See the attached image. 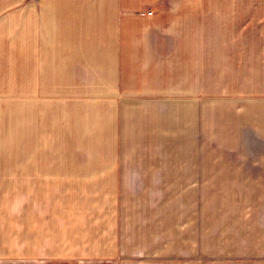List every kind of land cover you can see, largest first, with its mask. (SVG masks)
Listing matches in <instances>:
<instances>
[{"label": "crops", "instance_id": "obj_1", "mask_svg": "<svg viewBox=\"0 0 264 264\" xmlns=\"http://www.w3.org/2000/svg\"><path fill=\"white\" fill-rule=\"evenodd\" d=\"M263 27L264 0H0V264H264V108L215 110L264 105Z\"/></svg>", "mask_w": 264, "mask_h": 264}, {"label": "rangeland", "instance_id": "obj_2", "mask_svg": "<svg viewBox=\"0 0 264 264\" xmlns=\"http://www.w3.org/2000/svg\"><path fill=\"white\" fill-rule=\"evenodd\" d=\"M239 26L242 27L243 25H239ZM244 26H247V25H244ZM250 27H251L252 35H257L258 32L262 31V30H260V25L252 24V25H250ZM259 103H260L259 100H247V102L242 104L243 106L242 105L238 106L239 104H235V103L226 104V105H222L221 104L218 107H216L215 110L218 111V112H221V111L224 112V113L226 112L225 114L229 113L230 116H231V117L229 116L230 119L223 120V124L222 125H224L225 127L227 126L230 129H235V128H238V122L236 120L235 123H234V121L231 118H232V116H235V114H237L235 112L241 110L240 107H242V108H244L246 110V112H248L250 114V121H249L250 122V126H251L252 129H255L257 127L260 128L261 124H263V121L258 116V113L260 112V107L262 106L264 108V105L263 104H259ZM255 118H256V120H255ZM233 123H234V125H233ZM244 123L248 124L247 121H244ZM243 139H244L243 140L244 143H246V138H243ZM235 140H236L235 142L237 143L238 142L237 141L238 137H236ZM250 143L252 145L256 144L255 147L256 146H261V147L264 146V142L262 140L258 142L257 140L254 139V136L253 137L251 136ZM251 158L264 159V153L260 152V154H259V152H254V153H252Z\"/></svg>", "mask_w": 264, "mask_h": 264}]
</instances>
